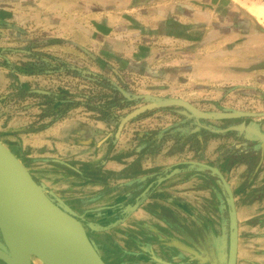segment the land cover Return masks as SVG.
<instances>
[{
  "label": "rangeland",
  "instance_id": "rangeland-1",
  "mask_svg": "<svg viewBox=\"0 0 264 264\" xmlns=\"http://www.w3.org/2000/svg\"><path fill=\"white\" fill-rule=\"evenodd\" d=\"M49 46L36 47L14 41L12 33L0 36V69L5 70L13 82L6 90L0 89V139L24 159L47 194L82 220L108 264H196L187 261V251L174 248L173 240L183 239V230L192 231L199 224L212 226L219 234L221 202L215 178L186 164L176 169L180 171L175 175H171L175 165L163 172L151 169L174 159L171 156L177 160L198 158L217 166L227 157V174L236 187L243 179L249 180L256 157L243 155L238 147L241 142L232 133L220 134L217 129L228 122L218 119H211L214 121L211 125L219 135L205 132L211 139L204 150L201 143L189 141L187 133L180 135L178 143L176 128L186 130L187 127L178 124L180 117L171 109L155 110L149 115L142 113L120 129L121 121L114 115L124 117L149 102L145 94L171 96L154 92V89L147 91V85L137 76L124 75V79H120L114 75L91 74L87 67L89 60L83 63L75 58L66 60L61 57V54L66 55L62 49ZM46 91L53 92L55 97L73 98L82 103L62 117H58L57 110L43 115L37 94ZM120 95L126 99L116 100ZM111 100L115 108L109 119H102L98 110L89 108V105L107 104ZM122 102L123 107L119 104ZM197 102L204 109L216 110L219 106ZM158 129L164 130V139L150 154L141 158L136 153L123 155L144 145H154L157 135L151 139H143V135ZM184 141L186 145L182 144ZM190 142L192 145L188 144ZM120 154L122 163L112 158ZM84 162L91 164L93 178L84 173ZM130 162L134 165H129ZM155 172L165 178L154 190L169 196L160 204H152L149 199L153 197L147 194L136 202L134 197L140 195L148 184L146 180ZM251 189L254 188H249V199L256 194ZM143 208L145 212L136 216ZM249 209L246 215L253 214L251 203ZM242 220L245 246L242 260L245 264H254L257 259H264V255L255 254L256 243L264 249V238L254 237L256 230L264 234V228L259 230L256 220L251 218L242 217ZM175 224L183 230H178ZM178 253L181 254L179 260L176 259ZM40 262L34 259V264Z\"/></svg>",
  "mask_w": 264,
  "mask_h": 264
},
{
  "label": "crops",
  "instance_id": "crops-1",
  "mask_svg": "<svg viewBox=\"0 0 264 264\" xmlns=\"http://www.w3.org/2000/svg\"><path fill=\"white\" fill-rule=\"evenodd\" d=\"M9 33L89 60L94 75L137 76L147 91L264 113V68L255 69L264 61V0H0V36ZM5 72L1 90L13 83ZM171 157L153 168L173 167ZM161 194L151 203L169 196Z\"/></svg>",
  "mask_w": 264,
  "mask_h": 264
},
{
  "label": "flooded vegetation",
  "instance_id": "flooded-vegetation-1",
  "mask_svg": "<svg viewBox=\"0 0 264 264\" xmlns=\"http://www.w3.org/2000/svg\"><path fill=\"white\" fill-rule=\"evenodd\" d=\"M262 63H264V61L255 65V69H260L258 65ZM39 93H51V91L39 92ZM38 99L40 101L39 96H38ZM190 102H192L199 108L203 110H207V111L240 110V109L223 108L220 102H218L219 106L217 105L218 107H216V110L211 109V108L204 109L200 104H198L199 102L197 101L195 102L190 101ZM81 103L82 102H80L78 106L72 108L71 110L78 108L81 105ZM40 104H42L41 101H40ZM42 107H44V105H42L41 108ZM169 109L173 110L174 112L176 111L175 113L179 115L180 123L178 124L183 127H187L186 130L180 129V127L179 128L175 127L176 129H178L177 134L175 136L176 141L178 139L180 140V138L182 137L180 135L187 133L188 135L187 139H189V141H194V142L196 141L198 143H201L203 150H204V148L208 146L209 140L211 139V136L207 138V135H205V132H207L208 134H211L212 136L219 135L214 129V127L211 125V122H214V121H212L211 119L196 118L195 116H193L190 112H188L181 106L159 107V108H154L153 110L152 109L148 110L146 112H149V111L155 112V110L156 111L157 110L167 111ZM240 111H245V110H240ZM247 112H254L256 114L255 115H243L241 117H235V118L218 119L220 121H226L228 123L226 126L221 127V129H217V131H220L219 132L220 134L221 132H224V131H227L228 133H232V136H234L235 139H238L241 142L240 145H238L239 150L241 149V153L243 155H252L256 157V162L252 164L251 166V170H252L251 172L253 173H251V177L249 178V180L243 179L242 181L239 182L238 186L236 187L230 183V179H229V176L226 170L227 157L223 159V161L220 164L221 166L213 165L209 161L204 162L198 158H197L198 160L197 159L195 160L194 159L192 160L191 159H188V160L179 159V161L174 166V171L171 172V175H175L177 172L180 171L176 169H181L180 167L184 166L185 164L195 169L199 168L200 170H203L204 173L210 174V176L214 177L215 183H216L215 187H218L220 189L219 190V193H220L219 201L221 202V206L219 208V214L221 217V224H220L218 235L215 233L212 226L201 227L199 226L201 224H199L194 230L191 231L190 229L183 230L180 228L179 224H175L178 230H183L185 231V233L183 235V239L181 238L174 239L173 245L175 249H178L179 251H187L189 253L187 257V261L189 260L190 262H193L196 264H203V263L204 264H229L230 255H231L232 238L234 234L236 233V236H237L236 264H245L246 262L242 260V258L244 257V255L242 254L244 252L243 249H245V246L242 242L243 235H244V231H243L244 229L242 228V226H240V223L243 222L242 217H245V220L249 218H251L252 220H256L255 225L257 226L259 230L260 228H264V174L261 175V173L264 172V141L260 139L261 138L260 133H264V124L259 121H256V119L258 118H261V117L264 118V115H263L264 113H261L259 111H251V110ZM114 116H116L119 121H121V119L123 118L121 117V115L115 114ZM91 117L97 118L94 115H91ZM111 117H113V115ZM109 118L110 116L108 118L102 117V119H109ZM201 131H203L202 135H200ZM148 133L149 132H146L143 135V139H146V138L151 139L153 138L154 135L155 136L157 135L156 136L157 142L154 145L152 144L144 145L139 149H134V151L126 152L123 155L132 156V154L136 153L139 155L138 158H141L144 155H148L150 154V152L154 151L155 150L154 146L157 147V145L161 142V140L164 139V136H163L164 130L162 131L161 129H158L157 132H152L150 133V135ZM177 142L179 143V141ZM186 142L187 141H184L182 144L186 145L187 144ZM188 144H191V142ZM123 155L120 154L117 156H113L112 158L121 161L123 160V157H122ZM86 163L87 162H84L82 164H86ZM199 163L210 164V165L216 166L217 168L221 170V172L224 174V176L226 177V179L231 185V189L234 194L235 209H233L230 204L229 194L227 190L225 189L223 183L221 182L219 176L215 174L213 171H211L210 169L201 166ZM129 165H134V164L133 162H130ZM140 168L139 170L141 171ZM151 170L156 171L157 169L153 168ZM93 175H94L93 170H91L89 174L87 173L88 177L93 178L94 177ZM256 176L257 178H255ZM164 178L165 177L159 176V174L155 172L153 175H151L146 180L148 184L145 186V188L140 193V195H137L134 197V200L136 202L142 201L143 198H146L145 194H147V196L149 197H153L149 199L150 201H153L156 198H160L162 195L161 194L162 192H156L154 189L157 188L155 186L158 185V182H162ZM255 181L256 183H254ZM249 188H254V189H251L250 191L256 192V194L254 193L255 196H253L252 199H249V193H250ZM250 203L252 206L253 214L246 215L248 211L250 210L249 209ZM232 214L234 215L236 219L235 222H233L231 219ZM87 231L89 233L88 229ZM256 232L257 233H255L254 237H256L257 239H260L263 236L264 238V234L262 233L260 234V231H257V230ZM0 241L4 242L1 231H0ZM255 245H256L255 254L258 255V257H261V255H264V249L261 248V245L259 243H256ZM6 249L8 250L7 247ZM176 255H177L176 259L179 260V256L181 254L178 253ZM102 256L104 258L103 254ZM34 259H36V257L32 256V264H34ZM0 264H6V263L0 258ZM40 264H43V263L40 262ZM254 264H264V259L263 260L257 259V261H254Z\"/></svg>",
  "mask_w": 264,
  "mask_h": 264
},
{
  "label": "water",
  "instance_id": "water-1",
  "mask_svg": "<svg viewBox=\"0 0 264 264\" xmlns=\"http://www.w3.org/2000/svg\"><path fill=\"white\" fill-rule=\"evenodd\" d=\"M258 67L264 68V63ZM126 95L132 98L128 93ZM144 97L149 102L127 113L121 119L120 129L125 123L142 113L166 106H181L196 118L202 119L235 118L256 114L240 110L207 111L181 97H161L151 94H145ZM260 136V139L264 141V133H260ZM1 152L4 153L3 159L9 170L4 169L3 160L0 157V231L4 239V242L0 241V258L6 264H18L14 258V247H23L31 252L30 264H32V256L43 264H108L82 220L47 194L22 159L0 139V156ZM199 164L219 176L229 194L230 204L235 209L231 185L221 170L210 164ZM26 186L37 199L36 205L31 203L37 207V210L48 211V213L59 211L70 217V222L61 223L29 217L22 203L15 199V195L21 197L26 194ZM231 219L233 222L236 221L233 214ZM236 252L235 233L232 238L229 264H236Z\"/></svg>",
  "mask_w": 264,
  "mask_h": 264
},
{
  "label": "trees",
  "instance_id": "trees-1",
  "mask_svg": "<svg viewBox=\"0 0 264 264\" xmlns=\"http://www.w3.org/2000/svg\"><path fill=\"white\" fill-rule=\"evenodd\" d=\"M37 95L40 97V101L42 102L41 106L44 105V107H42L43 108V115L44 114H46V115L47 114H53L54 111L57 110L58 117H62L65 114H67L72 108H74L80 104L79 100H75L73 98H66V97H59V96L55 97V94L53 92H51V93H38ZM122 99H126V98L123 97L122 95H120V97L116 100H122ZM58 100H60L59 103H57ZM112 103H114V100L107 102V104H101L100 103V104L89 105V108L98 110L102 114V117L108 118L109 116L112 115L113 109L115 108V105ZM119 104L121 105V107H123L125 105L124 102L119 103ZM117 106H119V105H117ZM152 112L153 111H149V112L145 113L144 115H149ZM46 125L47 124H45L44 127ZM23 162H24V159H23Z\"/></svg>",
  "mask_w": 264,
  "mask_h": 264
},
{
  "label": "bare ground",
  "instance_id": "bare-ground-1",
  "mask_svg": "<svg viewBox=\"0 0 264 264\" xmlns=\"http://www.w3.org/2000/svg\"><path fill=\"white\" fill-rule=\"evenodd\" d=\"M1 159L3 160V167L6 170H9L8 167L6 166L4 158V153L1 152ZM25 190V195L16 196L15 199L22 203V205L25 208V212L27 215L31 218L35 219H41V220H55L59 221L61 223H68L70 222V217H68L66 214H63L61 212H55V213H48V211H40L37 210L36 206H33L31 203L33 202L35 205L37 204V199L35 198L32 193L29 192V188L26 186ZM30 257H31V252L29 249H25L23 247H14V258L17 261L18 264H30Z\"/></svg>",
  "mask_w": 264,
  "mask_h": 264
}]
</instances>
